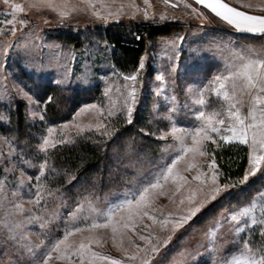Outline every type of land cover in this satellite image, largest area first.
Masks as SVG:
<instances>
[{
	"label": "rangeland",
	"instance_id": "1",
	"mask_svg": "<svg viewBox=\"0 0 264 264\" xmlns=\"http://www.w3.org/2000/svg\"><path fill=\"white\" fill-rule=\"evenodd\" d=\"M14 2L26 4L27 0H14ZM226 2L239 7L241 2L255 4L259 0H226ZM135 3L140 5L141 9L146 7L144 0H135ZM187 3H190L192 8L204 12L207 19L193 14L191 8H185L183 0H171L170 5L165 4L164 0H150L153 8L149 9L147 18L141 10L135 16L123 15L106 22L93 17L90 13H77L61 23L54 11L31 8L25 13H16L17 21L23 18L29 23L21 26L17 22L15 24L17 31L13 35L5 30L13 26L5 24V20H10L12 17H6L3 12L5 5L0 0V126H5L7 123L8 117L5 111H10L16 104L23 103L28 119L34 125L33 128L38 129L39 132V135H35L32 139L33 146H26L27 152H32L35 159H45L48 150L52 148L49 147L46 152L40 150L39 146L43 143V137H50L53 142H56L64 137L74 140L80 135L91 134L100 139L99 142H102L105 147L103 151L111 162V165L105 163L102 169L107 174L114 170L121 174V178L113 187H106V190L98 196L97 194L85 195L70 209L66 201H61L55 196L45 197L47 200L44 206L37 207L34 203L37 183L32 171H35L34 168L38 164L29 160L31 166L29 164L27 167L22 166L21 160L24 161L25 157L20 149L24 150L25 144L16 145V142L5 135L0 128V181H4V192L7 193L4 206L0 207V264H38L44 252L48 250L46 245L54 242L56 238H62L65 221L69 219L68 213L73 211L79 202L85 201V210L82 215H88L87 200H91L95 207L103 210L109 202L119 198L120 194L131 187L130 182L133 179L139 180L142 174L146 175L153 168L154 163L160 161L161 149L165 143H172L171 136L166 140L159 138L161 131H169V121L162 118L168 113L169 108H177V112L172 115L179 123L186 126L196 123L195 111L200 106L193 102L192 95L186 91L187 86L206 83L210 80L223 68L225 59L230 58V49L259 47L264 44V37L241 36L192 0H187ZM241 10L261 14L255 9L241 8ZM162 14L164 19H161ZM143 22H160L161 32L147 42L145 54L141 60L144 64L143 68L139 65L135 72L124 74L116 69L111 60L112 51L107 40V30L116 28L130 32ZM65 34L72 35L76 39L69 37L72 43L66 42L68 40H64ZM170 41H175L178 45L177 50L171 48ZM6 44L12 45L7 55L3 51ZM17 44L20 47H17ZM173 64L176 65V71L170 74ZM66 72L67 81L64 84H57L56 81L64 79ZM161 73L164 74L168 84L166 90L158 94L157 90L161 89L163 84L157 79ZM133 75L136 77L135 81L124 79L126 76ZM44 84L79 92L77 93L78 107L69 120L71 124H68L69 121L58 124L55 123L57 120L46 118L47 101H42L37 88ZM131 88L136 89V103L133 105L132 121L127 123L125 100ZM106 90H108L107 95H105ZM25 92L28 96L24 95ZM165 95L169 97L168 101L164 99ZM173 96L175 101L171 100ZM82 97H85L86 101L83 102ZM90 98H93V101H88ZM204 99L206 111H211L213 108L221 110L224 107L223 101L211 91L205 93ZM84 105L97 107L85 109L77 115ZM101 109L103 112L100 111ZM110 110L114 112L112 118L108 116ZM65 124L67 127H64ZM100 124L104 127L98 129L97 125ZM76 125H81L84 130L80 131ZM87 125L92 127H85ZM49 128L53 129L51 134L48 131ZM105 130L108 135H101ZM29 142L31 139L23 141L26 144ZM64 143L68 144L67 141ZM64 143H55V145ZM218 145H242L247 148L238 141L224 142L219 139L216 143L207 141L206 151L209 155L197 157L196 168L191 172L183 173L188 177L189 183L184 185L180 192H176V183L169 180L164 188L165 194L156 198L148 209L149 215L155 216L157 221L154 222L148 216L142 221L137 220L135 231L127 230L123 245L119 240L116 242L112 240L110 227L92 230L85 228L83 232L74 233L69 237V242L78 245L82 238L95 235L101 237L102 242L99 245L91 244L92 249L111 255L125 264H140V257L145 255L143 251H139L136 260L130 259L133 253L138 252L134 243L140 244L142 248H151V245L139 238L141 235L149 236L153 243H157L159 238L162 244L163 240L171 234L168 244L161 246L159 253L152 254L150 264H174V258L179 259L177 253L185 248L191 250V256L187 257L186 264H211L212 257L204 252L203 248L200 249L204 253L203 257L193 259L196 256L197 244H207L204 234L215 225L216 220L225 213V210L231 212L247 204L255 194L254 190L264 185V179H260L259 172L249 177L246 186L240 184L238 188L231 187L221 192L215 200L207 202L192 221L175 232H171V225H169V231L162 230L158 221L166 217L169 212L175 214L174 217H169V220L178 218L183 209L189 207L187 199L183 205H180L179 201L201 186V182L192 180V176L197 169L208 172L207 164L211 162L214 149L218 148ZM190 157L191 153L185 159ZM216 166L220 170L217 162ZM177 167L183 169L185 161L179 162ZM47 172L48 169L45 170V174ZM208 174L210 175V172ZM28 176L33 179L29 181ZM20 179L25 181L20 189L22 195L13 197L12 192L17 190ZM219 180L222 184L221 177ZM2 198L0 194V199ZM203 198L204 194L198 193L194 203H199V200ZM12 203L23 205L24 211L19 212L12 208ZM56 211L59 212V218L51 219V213ZM6 212L7 216H5ZM32 216H40L42 219L39 222L29 223L28 218ZM5 219L10 225L17 223L23 225V233L27 236V240L17 244L16 241L9 239L3 224ZM114 219H119V215ZM45 221L48 223L41 228L40 224ZM100 222L103 223V220L101 219ZM231 227L232 225L225 220L218 236L224 253L237 250L231 243L234 238L230 231ZM240 238L241 240L251 239L253 247L262 242L258 228L254 229L251 236L246 230ZM29 241L36 253L35 257L23 247ZM36 245L40 247L36 248ZM56 255L57 253L53 252L49 264H70L67 260L55 259ZM73 259L78 264V258Z\"/></svg>",
	"mask_w": 264,
	"mask_h": 264
},
{
	"label": "snow or ice",
	"instance_id": "2",
	"mask_svg": "<svg viewBox=\"0 0 264 264\" xmlns=\"http://www.w3.org/2000/svg\"><path fill=\"white\" fill-rule=\"evenodd\" d=\"M2 2L5 5L3 12L6 17H12L10 20L6 19L5 24L13 25L11 29L5 30L10 31L13 35L17 31L15 27L17 22L21 26L29 23L28 20L23 18L17 21L16 13H25L31 8L54 11L61 23L77 13H90L93 17L106 22L110 19H118L123 15L135 16L137 12L142 10L145 18H147L149 9L153 8L150 0H144L146 6L144 9H141L140 5L135 3V0H127V2L126 0H27L26 4L15 3L14 0H2ZM164 3L170 5L171 0H164ZM183 3L185 8L192 9L193 14L207 19L204 12L192 8V5L187 3V0H183ZM196 3L206 6L211 13L233 26L236 30L264 37V0H259L255 4L252 2H241L239 7L231 5L226 0H196ZM241 8L255 9L261 14H250L249 11L241 10ZM164 18L162 14L161 19ZM178 39L183 38L178 37ZM169 44L173 50L178 49L175 41H170ZM11 47V44L4 46L5 55H7ZM17 47H20V45L17 44ZM24 47H27V45H24ZM230 52V58L225 59L223 68L215 73L210 80L206 83L189 84L187 86L186 91L192 95L193 102L200 106L195 111L196 123L191 126L179 123L172 115V113L177 112V108H169L168 113L162 117L169 121V131H161L159 138L166 140L167 137L171 136L172 143H165L161 149L160 161L154 163L153 168L146 175L142 174L139 180L133 179L130 182L131 187L120 194L119 198L114 202H109L105 209L101 210L95 207L91 200H87L88 215H82L85 210V201L79 202L76 208L68 213L69 219L65 221L62 238H56L54 242L46 245L48 250L44 252L43 258L38 261V264H49L53 252L57 253L55 259L67 260L70 264H76L74 257L78 258V264H101V262H104V264H125L122 260L103 254L90 247L93 243L101 244V237L95 235L86 236L80 240L78 245L69 242V237L74 233L83 232L85 228L92 230L110 227L112 240L114 242L119 240L120 244L123 245L127 230L132 229L135 231V222L137 220L142 221L144 217L148 216L154 222L157 221L155 216L149 215L148 209L151 208L156 198L165 194L164 188L169 180L176 183V192H180L181 188L189 183L188 177L183 173L191 172L196 168L197 157L209 155L206 151L207 141L216 143L217 139H219L224 142L238 141L240 144L246 145L248 148L249 167L245 170L242 179L221 184L219 178L223 173L218 170L213 155L211 162L207 164L208 172L197 169L195 175L192 176V180L200 181L201 186L192 190L186 198H181L179 201L180 205H183L185 199H187L189 207L183 209L178 218L169 220V217L175 216L174 213L169 212L166 217L158 221L162 230L169 231V225H171V232H175L178 228L192 221L193 217L200 212L207 202L215 200L221 192L235 187L237 183L246 186L249 177L255 176L257 172L260 173V179H264V44L259 47L248 46L240 49H230ZM169 59H172V57H169ZM143 66V61H141L140 67L143 68ZM175 71L176 65L173 64L170 74H174ZM86 75L87 73L85 72V78ZM67 79L68 74L66 72L64 79L57 80L56 83L64 84ZM124 79L135 81L136 77L135 75L126 76ZM157 79L163 82L161 89L157 90L158 94H160L166 90L168 81L165 80L163 73L159 74ZM107 91L105 95H107ZM209 91L223 101L224 107L221 110L215 108L211 111L204 110L206 103L204 96ZM135 92L136 89L131 88L128 98L125 100L127 123L132 121L133 105L136 103ZM24 95L28 96V93L25 92ZM48 99L50 101L52 98L49 97ZM164 99L168 101L169 97L165 95ZM29 100H31V97H29ZM129 100L131 101L130 103ZM171 100L175 101V97H171ZM96 107V105H84L77 115L84 112L85 109ZM100 111L103 112V109ZM113 115L114 112L110 110L108 116L111 117ZM71 123V121L68 122V124ZM64 127H67V124ZM76 127L80 131L84 130L81 125H76ZM85 127L90 128L92 125ZM103 127V124L97 125L98 129ZM48 131L51 134L53 129L49 128ZM101 135H108V133L105 130ZM42 139L43 143L39 147L41 151L45 152L49 147H55V143L74 142L68 137L56 142H53L50 137H43ZM189 153H191V157L186 160L185 158L188 157ZM182 161H185L183 169L177 167L178 163ZM25 163L31 166L29 161H25ZM39 168L40 175L35 177L38 183L34 193V203L37 207H39L41 200H44L46 196H53L58 191L49 190L46 186L39 183L48 168V161L44 160ZM52 171L56 170L52 169ZM209 172L210 175L208 174ZM27 179L31 181L33 177L28 176ZM24 183V179L19 180L17 190L12 192L13 197L22 195L20 189L24 186ZM4 188V181H0V194L3 196L0 199V207L4 206V200L7 198ZM254 192L255 194L247 204L231 212L225 210L226 214L222 213L220 215L215 225L210 227L204 234L207 244H197L196 256L193 259L203 257L204 253L200 251L203 248L204 252L212 257L211 264H264V185L255 189ZM198 193H203L204 198L200 199L199 203H194ZM11 207L19 212L24 211L23 205L18 203H12ZM7 215L8 213L6 212L5 216ZM117 215H119V219H114ZM50 218L58 219L59 212L51 213ZM41 219L42 217L40 216H32L28 218V221L29 223L33 221L39 222ZM101 219L103 223L100 222ZM225 220L232 225L230 231L233 233L234 238L231 243L237 249L228 253L223 252V245L218 240ZM46 223L48 221L41 223V228H44ZM3 224L9 239L16 241L17 244L27 240V236L23 233V225L19 223L10 225L7 219H5ZM255 228L259 229L262 242L253 247L251 239L241 240L240 237L246 230L251 236ZM139 238L145 241L146 244L151 245V248H142L140 244L130 241L134 243L138 250L137 253L131 255L130 259L136 260L139 251H143L145 255L140 257V264H150L152 254L159 253L160 247L168 244L171 234L163 240L162 244H160L159 238H157V243H153L149 236L141 235ZM23 247L35 257L36 253L30 241L24 244ZM35 247L39 248L40 246L36 245ZM177 256L179 259L174 258V264H186L187 257L191 256V250L182 249L177 253Z\"/></svg>",
	"mask_w": 264,
	"mask_h": 264
},
{
	"label": "trees",
	"instance_id": "3",
	"mask_svg": "<svg viewBox=\"0 0 264 264\" xmlns=\"http://www.w3.org/2000/svg\"><path fill=\"white\" fill-rule=\"evenodd\" d=\"M139 28L137 25L130 32L116 28L107 30V40L112 51L111 60L116 69L124 74H131L139 68L147 42L161 32H150L148 36H145L146 33ZM69 37L76 39L72 35L65 34L64 40H68L66 42L70 43ZM37 88L42 101H47L45 115L48 120H57L55 123L60 124L71 119L73 112L78 107L77 93L79 92L74 89L64 90L49 84ZM49 97L52 98L50 101ZM84 99L86 98L82 97L83 102L86 101ZM88 101H93V98ZM5 114L8 117L6 127L2 125L0 128L5 135L16 142V145L25 144V149H20V151L28 160H21L22 166L27 167L25 161L37 162L38 166L34 168L35 171H32L33 176L36 177L40 175L39 165L47 160L48 172L41 177L39 183L49 190H58L53 196L61 201H66L69 205L68 209L72 208L85 195L97 194L98 196L103 190H106V187H113L121 178V174H118L116 170L107 174L102 169L105 163L111 165V162L103 151L105 147L102 142H99L100 139L91 134L80 135L72 143L55 145L48 150L45 159H35L32 152H27L26 146H33L32 139L35 135H39V132L38 129L33 128L34 125L28 119L25 104L18 103L10 111L6 110ZM112 120L116 121L117 119ZM29 139L31 142L23 143L24 140ZM214 157L223 173L222 184L236 182L243 178L247 168V148L245 146H219L214 149ZM50 168L56 171H52ZM36 183L38 182L36 181ZM239 186L240 184L237 183L235 187ZM46 200V198L41 200L40 207L44 206Z\"/></svg>",
	"mask_w": 264,
	"mask_h": 264
},
{
	"label": "built area",
	"instance_id": "4",
	"mask_svg": "<svg viewBox=\"0 0 264 264\" xmlns=\"http://www.w3.org/2000/svg\"><path fill=\"white\" fill-rule=\"evenodd\" d=\"M139 29L143 30L148 36L150 32H157L162 29V24L160 22H143L139 24Z\"/></svg>",
	"mask_w": 264,
	"mask_h": 264
},
{
	"label": "water",
	"instance_id": "5",
	"mask_svg": "<svg viewBox=\"0 0 264 264\" xmlns=\"http://www.w3.org/2000/svg\"><path fill=\"white\" fill-rule=\"evenodd\" d=\"M194 3H196V0H192ZM199 7H201V8H203V9H205L206 11H208L209 13H211V11H210V9H207L206 8V6H204V5H200V4H198V3H196ZM214 17H216L215 16V14H213V13H211ZM250 14H253V13H250ZM216 18H218V17H216ZM219 20H221L220 18H218ZM222 21V20H221ZM222 22H224V21H222ZM224 23H226V22H224ZM227 24V23H226ZM228 26H230L237 34H239V35H241V36H252V37H262V36H259V35H256V34H251V33H246V32H242V31H238V30H236L233 26H231V25H229V24H227Z\"/></svg>",
	"mask_w": 264,
	"mask_h": 264
}]
</instances>
